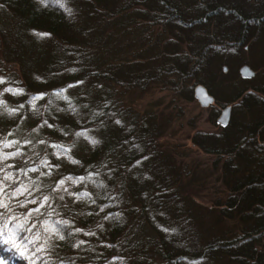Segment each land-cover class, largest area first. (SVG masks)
I'll return each mask as SVG.
<instances>
[{
  "label": "trees",
  "instance_id": "obj_1",
  "mask_svg": "<svg viewBox=\"0 0 264 264\" xmlns=\"http://www.w3.org/2000/svg\"><path fill=\"white\" fill-rule=\"evenodd\" d=\"M192 4L203 13L176 0H0V211L5 231L27 220L19 247L0 240V264H264V82L233 85L230 125L191 137L210 171L180 164L173 119L135 99L192 101L219 50L264 27V0L249 15L228 8L225 33L216 3ZM210 175L224 191L205 205Z\"/></svg>",
  "mask_w": 264,
  "mask_h": 264
},
{
  "label": "rangeland",
  "instance_id": "obj_2",
  "mask_svg": "<svg viewBox=\"0 0 264 264\" xmlns=\"http://www.w3.org/2000/svg\"><path fill=\"white\" fill-rule=\"evenodd\" d=\"M194 1L195 0H176V3L178 5L179 4L181 5L182 11H184L185 14H189L188 16L192 17L203 13L200 12L199 10L189 13V9L195 10V7H197L194 4H192L191 8L190 6H188L190 2L193 3ZM208 1L212 2V4L216 3V5L219 7V12H218L219 20H220L219 26L222 29L220 33H225L228 27L225 20L227 19L228 16L227 15L228 8L231 9L236 8L241 12H243V14L249 15V13L247 12L248 7L250 8L254 6L256 3V0H217V1L208 0ZM198 4L199 3L196 2V5ZM260 15H262L264 21V13L261 12ZM236 17L237 16H235V18ZM175 25H179L180 27H182V24H179V22L175 23ZM213 25L214 24H212L211 22L209 25L210 31H212L211 28ZM220 36H222V34ZM223 36L220 37V39L223 38ZM166 37H167L166 35L159 36L161 41L159 42L163 44L162 41H165ZM185 37L186 36L180 38L181 43L179 42H175V43H178L177 45L179 51H181L183 55H188V53L186 52L189 51L188 50L189 45L188 42L186 41H188L189 37H187L186 39ZM151 40L154 39L151 38ZM217 41H219V39ZM189 44L191 46V43ZM136 50L137 49H135V51ZM157 50H162V49H157ZM130 51L131 49L128 51V53L132 52ZM219 52H221L218 53L217 55L218 56L217 64H219V68L216 65V69H214L213 74H210L204 78L210 86L201 84L208 90L209 94L213 96L215 99V104L212 105L211 107L207 109L202 108L200 104L195 100L194 93H193L192 101L186 99L178 100V98L175 97V94L168 91L162 94L147 93L144 94V96L140 95L141 99H139V96L137 95L135 96V99L138 100L137 106L141 110L147 109V107L151 103H154L155 105L161 104L160 106L156 105L155 110L157 112H160L161 115L165 117V119H170V117L173 119L172 120L173 128L169 133L172 132L174 134H171L172 141L169 142L168 146L177 148L175 149V151L178 152V154L181 153L184 156L179 160L180 164L189 167H194L197 165L200 168V170H205V171H208L209 169L211 170L214 159L208 156L207 154L196 149L194 145L191 143V137L197 132L210 133V132H217L219 128L222 129L217 124H214V121H217L218 117L221 114V111L224 108L231 106L233 109V105L228 104V99H231V97L233 96L232 94L233 91L231 92V88H233V85L238 87V89H242L245 87L244 85H242V81L245 80H243L239 74V70L242 66L244 65L249 66L253 70V72H255L254 78L251 79L253 80V84L258 85L264 82V27L260 31H256L255 36H253L252 39H249L246 43H244L243 46H241V51L234 54L232 53L230 54L228 50L225 51L219 50ZM224 67L227 68L226 73L223 71ZM223 76L226 77L223 78ZM133 98L134 96H132V99ZM214 179L215 178L211 177L210 175L208 181L209 184H207L204 188H202L201 197H203L202 199L203 204L207 203L208 200L206 197H210V194L211 195L215 194V196L218 197L222 196L221 193L224 191V189L220 186V183H215L213 181ZM184 182L189 183L188 180H185Z\"/></svg>",
  "mask_w": 264,
  "mask_h": 264
},
{
  "label": "water",
  "instance_id": "obj_3",
  "mask_svg": "<svg viewBox=\"0 0 264 264\" xmlns=\"http://www.w3.org/2000/svg\"><path fill=\"white\" fill-rule=\"evenodd\" d=\"M223 71L226 73L227 68H223ZM240 77L243 80H251L255 76V72L249 66H242L239 70ZM194 98L200 104V106L204 109H207L215 104V99L211 96L208 90L202 86L197 85L194 88ZM232 107L228 106L221 111L220 116L218 117L216 123L222 129H226L230 125L231 117H232Z\"/></svg>",
  "mask_w": 264,
  "mask_h": 264
},
{
  "label": "snow or ice",
  "instance_id": "obj_4",
  "mask_svg": "<svg viewBox=\"0 0 264 264\" xmlns=\"http://www.w3.org/2000/svg\"><path fill=\"white\" fill-rule=\"evenodd\" d=\"M7 146V145H6ZM0 159H6V157L0 156ZM11 177H5V179H10ZM63 183V182H61ZM26 189L20 190V194H23V191ZM4 187L2 181H0V209H7L8 205L4 203ZM45 202H47V197H45ZM43 206V205H42ZM38 212L39 209H36ZM4 212L0 211V240H4L5 243L11 242L14 246L19 247L20 243L24 242V237L18 236V231L24 228V225L27 223V220L23 221L22 223H17L14 228L7 229L5 231L7 224L11 223V220L4 221ZM16 217H12V220H16ZM28 231H31V229H27ZM6 237V239H5ZM38 239V237H36ZM20 241L18 243L17 241ZM34 241L29 240L27 243H33ZM26 246V245H25ZM38 251H42V249H37Z\"/></svg>",
  "mask_w": 264,
  "mask_h": 264
}]
</instances>
